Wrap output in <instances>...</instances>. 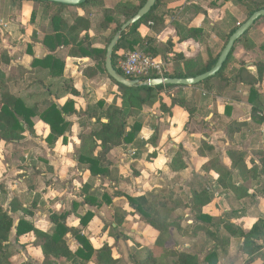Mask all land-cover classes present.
<instances>
[{
    "label": "crops",
    "instance_id": "crops-1",
    "mask_svg": "<svg viewBox=\"0 0 264 264\" xmlns=\"http://www.w3.org/2000/svg\"><path fill=\"white\" fill-rule=\"evenodd\" d=\"M133 1L134 5L140 3V0ZM104 2L105 0L103 6L109 8ZM89 12L94 21L95 11ZM34 13L36 18L33 22ZM85 14L82 9L71 8L64 12V18L71 20L73 15ZM49 15L44 5L31 1L0 0V51H6L11 59L10 64H1L0 69L5 67L7 71L3 72L8 77L13 76L14 71L18 72V69L30 74L32 82L28 87L33 95L38 93L37 90H41L37 86L38 82L44 83L49 96V83L58 82L63 86L64 82L68 81L76 94L61 90L59 97L53 94L50 100H45V105L46 108L49 106L48 101L60 107L69 99L75 102V108L81 112L80 115L73 114L66 118L71 123L69 137H74L76 131L81 133L87 128L85 127L88 117L85 114L86 109L99 101L111 103L115 87L107 77V81L114 89L106 93L109 88L107 87L105 93L101 95L103 89L101 87L97 89V86L106 87L99 79L103 73L92 77L84 74V70L97 65L96 62L89 58L71 57L68 49L60 50L58 54L65 62L62 78L52 80L47 70L33 68L36 59H43L49 53L43 43L45 37L52 33ZM150 16L147 23L144 22L139 28V33L143 38L153 39V46L157 47L159 52L157 60L167 65L168 76L177 69L184 70L186 62L191 65L190 67L198 69L216 59L221 54L230 32L238 29L248 19L245 8L235 0H160ZM95 27L93 24L91 30V36L95 39L94 47L104 49L105 45L99 46L98 40L102 38L107 40L111 32H97ZM247 40L246 43L236 44L228 69L223 75L210 81L209 89L193 86L163 92L162 99L166 110L161 109L160 103L145 108L141 115H146L147 119L142 123V129L135 141L128 148L114 149L108 154L109 162H114L116 158L122 165L118 167L121 174L128 175V172L132 173L130 166L137 161L135 156L139 151L137 148L140 147L144 152L143 167L139 171L146 178L148 177L149 181L154 180L157 183L146 182L147 185L138 195L164 194L173 201L180 200L182 206L176 208L175 215L177 216L180 210L192 212L196 217L195 226L201 227L206 224L192 209L193 195L196 192L209 191L213 197L212 202L202 207L203 213L215 219L219 211L222 212L218 225L214 220L217 239L211 236L209 239L214 242L218 251L222 247V241L229 244L224 253L213 251L217 253V264H264V239L256 241L261 246L260 250L249 255L244 247V239L240 236L241 231L249 233L257 222L264 220V175L260 162L264 155V17L250 29ZM243 69L245 73L242 79H235L236 76L233 74L237 75V72ZM78 83H82L83 87L87 86L93 91V95L98 96L95 103L87 104L79 100L80 96L83 97V91ZM43 91L46 92V88ZM87 92L89 93L88 90ZM171 97L186 100L193 113L190 114L188 110L178 105L171 106ZM88 122H92L93 125L95 119H89ZM33 123L35 137H38L39 130L43 129L47 139L50 135V126L40 117L33 118ZM91 128L88 127L85 132H91ZM41 139L44 142V138ZM63 140V138L58 139L54 144L55 148L48 154L53 156L55 161L58 160L56 158H61L50 163V166L56 168L55 181L59 173L60 161L65 163L69 158L68 152L74 151L72 148L75 146L73 143L72 147L69 146L70 144L63 146ZM3 144L0 147L6 146ZM127 161L129 167L125 165ZM111 169L114 168L111 166ZM29 171L28 174L31 175V170ZM52 176L46 174L45 177L48 180ZM87 176L90 177L89 173ZM164 178L174 181L173 185L164 187L167 189L165 191L160 185V181L164 182ZM30 179L33 180V176ZM34 180L41 182L40 177L34 176ZM18 181L23 184L21 179ZM107 181L112 184L113 178ZM0 182L7 186L8 195L6 193L5 195L12 196L9 207L4 208L10 211L13 219H17L16 222L24 219L43 232L48 233L52 230L50 217L43 211L39 212V204L33 209H28L31 206L28 207L21 202L23 191L20 187H17L18 194L14 195L12 187L10 189L8 187L6 177ZM53 186L57 185L53 184ZM51 192L49 189L40 195L34 192L36 196L34 204L39 203L42 198L43 202H51L53 200ZM178 192L187 194V200L184 201L178 196L172 197V193L178 194ZM14 200H18V207L11 212V202ZM73 201H82V199H72L69 207L61 201L64 206L62 210H70ZM81 210L83 208H80ZM236 213L240 216L235 217ZM97 218L98 216H95V219ZM188 223L192 225L191 221ZM71 224L76 226L79 221H72ZM200 227H196L198 232H202ZM179 231H182V227ZM12 235L15 237L14 233ZM35 240V236L31 233L21 237L18 243L28 244L27 248L33 249L42 258L43 263L42 250L35 245ZM187 248L189 250H177L188 251L198 258L200 256V264H210L206 258L212 253L199 254L194 248Z\"/></svg>",
    "mask_w": 264,
    "mask_h": 264
},
{
    "label": "trees",
    "instance_id": "trees-1",
    "mask_svg": "<svg viewBox=\"0 0 264 264\" xmlns=\"http://www.w3.org/2000/svg\"><path fill=\"white\" fill-rule=\"evenodd\" d=\"M19 1H31L44 5L48 13H50L52 33L47 35L43 41L49 53L43 59H36L32 65L33 68L47 70L49 78L52 80L62 78L65 62L58 54L60 50L68 49V54L71 57L89 58L95 61L97 65L86 68L84 74L91 77L98 73L105 74L114 85L115 91L112 93L111 103L99 101L97 104L89 106L85 111V114L88 115L86 118L87 122L89 119H95L89 133L93 145L92 153L95 155L92 157L81 155L79 162L86 166L85 172L89 173L90 178L94 179V182L97 179L101 180L99 187L104 191L101 198L96 194L97 187L95 183L91 181L85 182L79 193L82 201H73L70 210H62L59 213L55 212L50 215L53 228L48 233L37 229L33 224L24 219H20L15 223L10 215V211L0 206V264H14L12 261L14 251L11 243V235L13 233L16 237V243L19 242L21 237L28 234L32 233L35 236V245L42 250L44 257L43 264H120L121 258L115 255L113 247L106 239L101 242L98 248L93 247L84 232L88 229L95 214L92 211L81 213L80 208L88 206L100 209L103 202L113 204L111 197L105 190V184L107 180H112L114 172L111 169L108 154L114 149L128 148L135 141L142 129L140 115L145 108L160 103L161 109L163 111L166 110V105L162 99L163 92L184 87L128 88L113 80L105 69L109 44L120 31L121 27L137 15L147 0H140L139 5H134L133 0H127L114 8L104 7L103 0H90L75 7L37 0ZM235 1L245 8L248 19L255 12L264 10V0ZM159 2L160 0L156 1V5L150 14L136 24L130 33L117 45L112 62L119 74L122 75L118 67L121 57L120 52L142 51L154 59L158 58L159 52L157 47L154 48L153 46V39L141 37L139 28L144 24L145 19L148 20L151 17V13L158 6ZM71 8L82 9L86 14L73 15L71 17L72 22L70 23L71 20L64 18V12ZM91 8L95 11L94 21L91 18V12H89ZM35 18L36 13L33 14V22ZM93 24H95L97 32H111L105 41L104 49L94 47L95 39L91 36ZM236 31L237 29H234L230 32L224 48ZM249 31L236 44L246 43ZM235 46L221 71L213 78L220 77L228 69L233 59ZM220 55L198 69L190 67L191 65L186 62L184 70L177 69L168 77L192 78L202 75L215 66ZM10 60L6 51H0V66L1 64H10ZM243 73H245L244 69L238 71L237 75L236 73L233 75L236 76L235 79L240 80L244 75ZM10 78L11 76L8 77L0 69V145L2 143L6 145L19 143L25 139L26 130L34 133L33 118L35 117H40L45 124L50 126V135L47 138L49 144H55L61 137L66 141V133L71 126V123L66 118L73 114L80 115L81 113L76 110L75 102L69 99L60 107L52 101H48L50 104L43 111L41 106L53 94L59 97L61 90L75 95L76 91L72 88V85L68 81H65L63 86L58 82L49 83L50 95L48 96L47 87H44L43 82H38L37 86L42 92L41 90H37L38 93L36 95L27 92L26 95L17 96L11 92ZM213 78H209L197 86L209 89V83ZM45 88L46 92L43 91ZM25 97H32L33 100L28 101ZM175 105L185 108L190 114L193 113V110L189 109L186 100L171 97V106ZM260 162L263 166L262 175H264V155L260 159ZM114 196L119 197L121 193L116 192ZM212 198L208 190L194 193L192 209L198 218L206 224L200 227V231L217 239L214 219L202 211V207L210 204ZM128 203L134 214L135 212L141 214L144 222L150 229V233L155 235L153 240L156 243V248L159 250L157 252L154 247L145 250L144 257L138 258L132 256L133 264H200L195 254L188 251H178L175 248L176 246L170 247L163 240L164 236L168 235L169 241L171 237L168 232L171 229L181 230L179 223L175 221L176 208L182 206L180 200L173 201L171 197L164 194H144L129 196ZM11 206V212H14L18 207V202L16 200L12 201ZM28 212L31 213L30 211ZM75 220L79 221V224L76 226L71 224ZM111 227L114 228L113 225ZM240 236L244 239L246 253L249 255L254 254L261 248L256 241L264 239V220L257 222L249 233L241 231ZM70 241H73L77 245L76 250L70 247ZM206 261H209L210 264H217V253L214 252L209 255Z\"/></svg>",
    "mask_w": 264,
    "mask_h": 264
},
{
    "label": "rangeland",
    "instance_id": "rangeland-1",
    "mask_svg": "<svg viewBox=\"0 0 264 264\" xmlns=\"http://www.w3.org/2000/svg\"><path fill=\"white\" fill-rule=\"evenodd\" d=\"M121 1L125 0H105L104 5L109 8L114 6L116 7V5ZM91 11H93L92 8ZM147 21L148 20L145 19V23H147ZM105 41L106 40L102 38L98 40L97 44L99 46H103L105 45ZM1 71L2 73H5L3 71L7 70L5 67H2ZM99 79H101V83L106 85V87L103 85L97 86V89L99 87L103 89L100 92L101 95L102 93H105L107 87L109 88L108 90H106V93L114 89L112 84L107 81L108 78L105 74H103V76ZM31 82L32 77L30 74L25 73L20 69H18V72L17 70H15L14 75L10 78L11 92L15 95H26L27 92H29L28 86ZM78 84L79 88L83 91V97L80 96L79 100L87 104L95 103L98 96L93 95V91H91V89L87 86L83 87L82 83ZM87 90L89 91V93L87 92ZM90 96L92 98H90ZM25 98L28 101L33 100L32 97ZM44 108H46L45 103L42 105V109ZM146 119V115L142 114L140 117L141 122H145ZM91 124L92 122H87L85 123V127L91 128ZM86 129L84 130V132L86 131ZM84 132L80 133L79 131H76L74 133V137H69L71 134V130L67 131L66 141L63 140V146H68L67 144H70L69 146L72 147L71 144L73 143V146L75 145L74 148H72L74 149V151L71 150V152H68L69 158L67 157L68 160L65 163L60 161L58 168L59 173L56 176L57 180L55 181L54 175L56 168L50 166L51 161L55 160H53V156H48V154L52 152L56 145L54 146V144L51 145L47 142V139H45L44 136L45 131L43 129H41V131L39 130V135L37 134L38 137H35V132L33 133L26 130L25 139L20 141L18 144L16 143L6 146L3 144L4 146L0 147V180L6 177V181H8L9 183L8 187L9 189L12 187L11 189L14 195L18 194L17 187H20L23 191L21 202L28 207L31 206L28 209H33L35 208V206H37V204H39V212L43 211L44 214L48 217H50V214H52L53 211L57 213L62 211L64 206L62 203H60L61 201H63V203H66V205L69 207L72 199H82L79 197V193L81 190V186L86 181L95 183V185L97 186L96 194L99 196V198H101L102 194L104 193L103 189L99 187L101 182H99L98 179V182H94V179L87 176L88 173L85 172L86 166L79 162V157L81 155L90 157L93 156V145L89 136L90 132ZM41 138H44V142ZM137 150H139L137 155L135 156L137 161L132 164L133 166H130L128 164V161L125 163V165H127V167L130 166V169L132 170V173L128 172V175L121 174L118 167H121L122 165L119 161H117L116 158V160L114 159V162H110L112 168H114L113 181L112 184L109 181L106 182L105 190L111 197L113 204L103 202L100 209L87 206L83 207V210L80 211L81 213H84V211H93L95 216H98L97 219H95L94 217L85 233L89 238L91 244L95 248H98L101 242L106 239L108 243L113 247L115 255L121 258L120 264H133V261L131 259L132 256L141 258L145 256V250L154 247L156 248V243L153 240L155 235L153 233H150V229L147 228V224L144 222L141 214L136 212L134 214L133 210L130 209L128 203V197L138 195L139 191L143 187H145V185H147L146 182L153 184L157 183L154 180L149 181L150 179L148 177L146 178V176L141 174V172L139 171L143 167L142 153L144 151L140 147L137 148ZM56 159L60 160L61 158ZM29 170H31V175L28 174L30 172ZM46 174H51L53 176L51 178L49 177L47 180V178L45 177ZM32 176L33 180L30 179ZM34 176L40 177L41 182L34 180ZM140 176L144 177L140 178ZM120 177L122 179H120ZM19 179L23 181V184L18 181ZM163 180L164 182L160 181V185H162V188L164 189L163 191L167 190L164 187H168V185H173L174 183V181H172L170 178H164ZM53 184L57 186L54 187ZM6 188L7 186H5L3 182H0V206L8 208L12 196L7 197L5 195V193L7 194ZM48 189L52 191L51 198L53 200L46 203L43 202L42 198L39 203L34 204L36 197L35 194L40 195L43 191H47ZM146 189L148 191V188ZM59 191L60 193L58 194ZM8 192L10 193V191ZM116 192L121 193V196H114ZM167 194L169 195V193ZM174 196H178L184 201L187 200V194H181L180 192H178V194L172 193V197ZM234 216L236 217L240 215L236 213V215ZM221 217L222 212L219 211L218 216L214 219L217 225L219 224ZM195 218V215H193L190 211H178L177 216L175 215V221L181 225L182 231L171 229L168 232L171 238H169L168 241L169 236H164V243H166V245L170 247L176 246L175 248L178 247V250H189L187 247H192L199 254L205 252L206 255H209L211 253H214L213 251H221L224 253L229 244L222 241V247L220 251H218L214 242L210 240L211 237L209 235H207L206 233L198 232L196 227L200 226H195V224L197 223ZM14 220L15 223H17V219L15 218ZM190 221L192 225H189L188 222ZM111 225H113L114 228H112ZM232 227L233 229H235L234 226ZM170 240L172 241L170 242ZM11 243L14 251V256L12 258L14 264H43L42 258H40L33 249L31 250L27 248L28 244L15 243L14 235H11ZM70 247L73 250L77 249V245L73 241H70ZM155 250L157 252L159 251L157 248ZM198 260L200 263V256Z\"/></svg>",
    "mask_w": 264,
    "mask_h": 264
},
{
    "label": "water",
    "instance_id": "water-1",
    "mask_svg": "<svg viewBox=\"0 0 264 264\" xmlns=\"http://www.w3.org/2000/svg\"><path fill=\"white\" fill-rule=\"evenodd\" d=\"M37 1H43V2H49V3H57L62 4L66 6H79L82 5L90 0H37ZM157 0H147L145 5L140 9V11L137 13L135 17L128 20L120 29V31L117 33V35L113 38L111 43L109 44L107 48V55H106V71L108 75L115 80L117 83L128 87V88H155V87H162V86H177V87H193L197 86L201 82L215 77L223 68L224 64L228 60V57L235 46L236 42L245 34L247 33L252 26L255 24L256 21L264 17V10H260L255 12L247 21L241 25L237 31L230 37L226 47L222 51L217 63L215 66L208 72L192 77V78H153L150 80H129L126 79L124 76L119 74L117 70L113 66V55L115 52V49L119 42L131 31V29L141 22L146 16L150 14V12L153 10L154 6L156 5Z\"/></svg>",
    "mask_w": 264,
    "mask_h": 264
},
{
    "label": "built area",
    "instance_id": "built-area-1",
    "mask_svg": "<svg viewBox=\"0 0 264 264\" xmlns=\"http://www.w3.org/2000/svg\"><path fill=\"white\" fill-rule=\"evenodd\" d=\"M118 67L126 79L150 80L168 77V67L142 51H127L121 54Z\"/></svg>",
    "mask_w": 264,
    "mask_h": 264
}]
</instances>
